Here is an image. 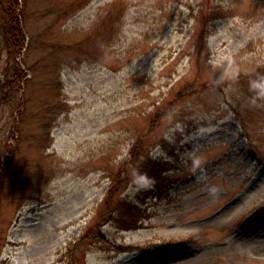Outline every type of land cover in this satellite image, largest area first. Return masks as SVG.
Returning a JSON list of instances; mask_svg holds the SVG:
<instances>
[{
    "label": "rangeland",
    "instance_id": "1",
    "mask_svg": "<svg viewBox=\"0 0 264 264\" xmlns=\"http://www.w3.org/2000/svg\"><path fill=\"white\" fill-rule=\"evenodd\" d=\"M79 1L24 6L23 92L64 107L16 141L0 97V264H264V0H89L62 18ZM133 149L172 184L149 200L122 172L144 211L123 231L102 204Z\"/></svg>",
    "mask_w": 264,
    "mask_h": 264
},
{
    "label": "trees",
    "instance_id": "2",
    "mask_svg": "<svg viewBox=\"0 0 264 264\" xmlns=\"http://www.w3.org/2000/svg\"><path fill=\"white\" fill-rule=\"evenodd\" d=\"M25 3L26 0H24V5H21L19 0H0V43L2 49L7 52V57L9 59V66L5 67L2 77H0V97H2V99L13 100V109L17 111V114L13 119L16 127L13 130L15 135L12 134V136L16 141L18 137L15 136L21 135L22 126L24 127V124L30 121V114H35V119L39 116L37 120H43L41 115H43L45 111H53L56 108L62 109L64 107L63 105L57 107L58 104L56 103H44L42 107L35 111L31 110V94L23 92L24 86L28 87V83L30 82L26 79V76L34 71L32 67H27L26 65L25 68H23L21 65L22 63L20 64L16 61L17 57L20 55L23 56V50L28 47V45H25L27 36L23 30L24 22L22 21L23 23H21V18L25 20L26 17V10H24ZM88 3L89 0H84L71 5L69 4L63 10L62 18L71 16L74 12L84 8ZM32 45L33 43L30 45L29 50L32 49ZM60 82L61 81H59L58 86H60ZM60 113L61 112L57 113L54 117V121H56ZM54 121L44 126L47 130V137L50 136L54 128ZM136 150L137 149H133L130 152L131 159L124 163V170L121 171V169L112 175V184L102 204L104 212H106L109 217L106 219L107 222H112L118 229L123 231L136 230L144 219V211L142 210V206H140V208L136 207L134 204L124 202L126 200L122 199V195H120V184L123 183L121 179L122 172H126L128 169L137 171V177L132 179V181L136 180L139 182V191L136 195L146 196L149 200L168 199V190L172 184L170 176H163L167 171H172L171 167L167 168L168 165L160 160L157 161L148 157L143 159L141 158V154ZM1 191L2 173L0 172V194ZM99 233L98 231V234ZM89 237L90 236L83 240L89 239Z\"/></svg>",
    "mask_w": 264,
    "mask_h": 264
}]
</instances>
